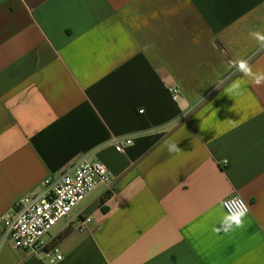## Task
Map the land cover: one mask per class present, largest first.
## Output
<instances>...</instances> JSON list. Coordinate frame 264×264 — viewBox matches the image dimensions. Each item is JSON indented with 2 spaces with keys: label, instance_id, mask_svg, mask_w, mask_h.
<instances>
[{
  "label": "crops",
  "instance_id": "1",
  "mask_svg": "<svg viewBox=\"0 0 264 264\" xmlns=\"http://www.w3.org/2000/svg\"><path fill=\"white\" fill-rule=\"evenodd\" d=\"M251 31L264 0H0V264H49L1 219L83 156L110 182L56 264H264V84L233 65L264 73ZM232 196L245 227L216 233Z\"/></svg>",
  "mask_w": 264,
  "mask_h": 264
},
{
  "label": "built area",
  "instance_id": "2",
  "mask_svg": "<svg viewBox=\"0 0 264 264\" xmlns=\"http://www.w3.org/2000/svg\"><path fill=\"white\" fill-rule=\"evenodd\" d=\"M170 93L174 100L179 96L177 88L170 89ZM110 143L117 153H124L134 146L135 139L113 138ZM109 182L110 174L102 163L93 162L87 156L80 157L59 175L46 179L38 194L23 197L3 215V239L10 241L16 249L32 253L49 264L61 262L64 257L60 249L53 242H45V236L62 221L69 224L78 221L75 229L83 232L91 219L73 218L75 209L99 186ZM237 197L240 198L232 196L224 200L225 212L230 207L228 202Z\"/></svg>",
  "mask_w": 264,
  "mask_h": 264
},
{
  "label": "clouds",
  "instance_id": "3",
  "mask_svg": "<svg viewBox=\"0 0 264 264\" xmlns=\"http://www.w3.org/2000/svg\"><path fill=\"white\" fill-rule=\"evenodd\" d=\"M253 37L260 48L264 49V34L259 31H251L249 33ZM234 67L241 72L244 76L250 77L256 85L264 84V73L253 72L252 67L248 60L239 59L233 61ZM241 83L239 81L234 82L229 92L231 94L239 95L241 92ZM170 152L179 151L178 146L175 144L169 145ZM230 207L226 213H223L220 220V226L214 227L213 231L216 233L223 232L225 234L234 232L237 229H243L246 224V217L249 213L248 205L240 198H234L230 202Z\"/></svg>",
  "mask_w": 264,
  "mask_h": 264
},
{
  "label": "rangeland",
  "instance_id": "4",
  "mask_svg": "<svg viewBox=\"0 0 264 264\" xmlns=\"http://www.w3.org/2000/svg\"><path fill=\"white\" fill-rule=\"evenodd\" d=\"M85 205V204H84ZM84 205H82L80 208H79V210H81L83 207H84ZM66 225V221H62V222H60L56 227H54L53 229H52V231L47 235V236H45V238H44V241L45 242H50L56 235H57V233H58V231L61 229V228H64V226Z\"/></svg>",
  "mask_w": 264,
  "mask_h": 264
},
{
  "label": "trees",
  "instance_id": "5",
  "mask_svg": "<svg viewBox=\"0 0 264 264\" xmlns=\"http://www.w3.org/2000/svg\"><path fill=\"white\" fill-rule=\"evenodd\" d=\"M110 197V194H107L104 196V198L102 199L103 202H106V200ZM68 234V231L64 232L60 237H58L57 240H60L61 238L65 237Z\"/></svg>",
  "mask_w": 264,
  "mask_h": 264
}]
</instances>
